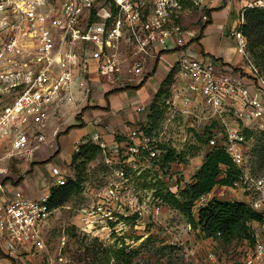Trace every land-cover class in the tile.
I'll list each match as a JSON object with an SVG mask.
<instances>
[{
  "label": "built area",
  "instance_id": "2783aa9c",
  "mask_svg": "<svg viewBox=\"0 0 264 264\" xmlns=\"http://www.w3.org/2000/svg\"><path fill=\"white\" fill-rule=\"evenodd\" d=\"M255 7L263 9L264 0H254L246 9ZM244 12L239 27L230 35L246 74L223 69L216 62L181 58L180 84L173 86L171 104L180 106L182 112L190 113L202 104L220 119L233 115L264 126V74L255 64L241 29ZM185 13V0H0V144L9 147L10 157L23 155L29 162L45 146L56 148L44 133L55 107L71 102L76 90H86L95 74L112 87L131 81L127 75L141 74L142 64L136 56H147L156 46L165 49L171 39L182 44L179 23ZM203 19L207 21L208 16ZM123 46L128 48L126 54ZM12 91L17 93L6 101L4 93ZM105 130L116 133L107 127ZM87 143L101 148L115 179L95 193L92 205L83 211L82 224L86 230L114 234L125 226L123 217L142 215L128 171L140 174L144 168H153L159 172L157 164L152 166L161 157L159 142L141 127H134L112 145L95 129L77 142L75 152ZM246 143L240 128L228 127L223 147L242 170L239 180L229 188L253 192L257 197L248 195V204L264 218V177L252 178L244 171ZM210 144L216 145V139H210ZM52 174V187L66 184L59 167L54 166ZM8 175V169L0 167V189ZM166 183L168 191L176 195L185 185L177 179ZM49 198L50 193L32 198L16 190L0 202V248L16 251L38 236L55 211ZM210 199L208 194L202 196L195 211ZM153 211L160 213L161 206L155 205ZM263 259L264 239L255 237L240 264H259Z\"/></svg>",
  "mask_w": 264,
  "mask_h": 264
},
{
  "label": "rangeland",
  "instance_id": "374dc122",
  "mask_svg": "<svg viewBox=\"0 0 264 264\" xmlns=\"http://www.w3.org/2000/svg\"><path fill=\"white\" fill-rule=\"evenodd\" d=\"M207 10L201 1L192 8V19L198 15L204 16ZM171 40L167 41L168 46ZM127 52V46H123V54ZM1 93L0 91V98ZM16 93L17 91L9 94L5 92L3 98L10 101ZM171 98L172 93L167 105H161V113L156 121L151 122L152 119L148 118L150 111H145V117L131 126L152 128L151 135L158 140L161 155L165 152L163 148L171 147L183 156L180 160L182 162H175L169 169L164 168L159 172L153 168H144L140 174L134 169L128 171L130 188L140 199L142 215L134 213L123 217L125 226L122 225V230L113 232L114 234L84 229L83 211L90 208L95 193L115 179L114 171L107 166L106 158L101 152L87 165L85 181L80 191L63 206L55 209L33 241H25V244L17 247L15 258L8 253L10 260L1 254L4 259L0 258V264H240L244 250L252 243L250 239L242 237L243 235L231 241L205 238L199 228L192 227L181 212L165 204L155 192L168 179H177L184 184L191 181L204 156L213 148L210 139L215 138L216 145L224 146L228 127L240 128L242 133L245 129L252 131L245 144L244 171L252 178L264 177V126L238 120L233 115L220 119L209 113L202 104H197L191 108L192 112L186 114L181 111L180 106L171 104ZM73 123L75 119L72 117L68 125ZM58 125L49 126L44 133L52 132ZM52 140L54 139L48 138V142ZM58 149L57 143L56 148L45 146L34 160L36 167L46 177L49 188L55 181L50 172L53 165L61 167L66 183L75 176L74 165L71 163L75 150L70 161L65 162L68 152L74 149L73 141L69 142L66 149L61 148V152L56 153ZM108 152V155H112V151ZM10 153L8 146L0 144V167L7 168L8 173L14 177L23 178L27 170H30L31 162L23 155L10 157ZM239 192L241 191L221 188L215 196L225 201H237L236 193ZM243 194L257 197L253 192ZM31 197L38 196L33 194ZM155 205L161 206L160 213H154ZM250 226L257 239H264V224L253 222ZM119 249L124 250L130 258L128 263H121L116 259L115 252ZM259 264H264V259Z\"/></svg>",
  "mask_w": 264,
  "mask_h": 264
},
{
  "label": "crops",
  "instance_id": "0c3cea01",
  "mask_svg": "<svg viewBox=\"0 0 264 264\" xmlns=\"http://www.w3.org/2000/svg\"><path fill=\"white\" fill-rule=\"evenodd\" d=\"M201 1L203 7L208 9L207 21L200 15L192 19L190 14L192 8L198 6ZM253 1L197 0L198 5H196L193 0H185L186 13L179 23L181 30L179 38H183L182 44L173 39L169 42V46L166 43L165 49L156 46L149 55L136 56L135 60L142 64V73L135 76L127 75L131 81L120 86H108L103 78L95 74L89 79L86 90H76L71 102L55 107L54 114L44 130L59 124L52 132L45 133L47 138L54 139L52 141L59 146L56 153L61 152V148L66 149L71 141L75 147L77 142L89 137L95 129L103 133L109 145H112L114 140H123L132 128V124L145 117L143 112L148 111L165 80H171L170 94H173V86H179L178 62L183 57L216 62L223 69L244 76L247 70L230 33L239 27L244 10ZM72 117L75 123L68 125ZM106 127L115 131V135L108 133ZM73 153L74 149L68 152L65 162L70 161ZM31 165L30 168L28 167L31 171L27 170L23 178L10 174L4 178V186L0 189V202L11 197L16 190H21L29 197L33 194L40 197L50 193L53 183L49 188L46 177L36 167L37 164L33 161ZM54 166L61 169L58 165H53L52 168ZM50 172L52 174V169ZM221 188L230 189L216 186L208 197H216L215 193ZM236 191L242 192L236 193L237 201L248 203V195H244L242 190ZM3 252L9 253L14 258L17 256L16 251H7L1 247V259H4L1 255Z\"/></svg>",
  "mask_w": 264,
  "mask_h": 264
},
{
  "label": "trees",
  "instance_id": "16d2710c",
  "mask_svg": "<svg viewBox=\"0 0 264 264\" xmlns=\"http://www.w3.org/2000/svg\"><path fill=\"white\" fill-rule=\"evenodd\" d=\"M209 15V12H208ZM247 39L248 50L255 62L264 74V8H248L244 12V24L241 27ZM171 80L167 79L155 97L154 102L148 108L149 119L157 120L161 113V105L166 106L170 97L169 86ZM144 132L151 135V129ZM244 135L248 139L252 131L245 129ZM165 152L156 163L162 171L170 168L175 162L182 161V155L177 154L171 147L163 148ZM101 153V148L95 144L87 143L80 147L79 151L72 156L71 163L74 165L75 176L70 178L64 186L52 187L50 190L49 206L57 209L67 203L75 194L80 191L85 181L87 165L95 160ZM31 171V170H30ZM242 170L238 168L223 146H213L204 156L203 162L193 175L192 181L184 185L179 193L173 194L167 190V183H161V188L156 190V196L165 204L181 212L188 223L199 228L205 238H221L224 241H231L243 235L253 243L255 236L252 233L250 224L253 222L264 224L263 216L253 210L248 203L241 201H225L213 197L210 201L195 211V205L199 199L211 193L216 186L231 187L239 180ZM19 181V180H18ZM165 191V192H164ZM116 259L123 263H128L130 258L125 251L119 249L115 252ZM5 258L11 257L4 252Z\"/></svg>",
  "mask_w": 264,
  "mask_h": 264
}]
</instances>
